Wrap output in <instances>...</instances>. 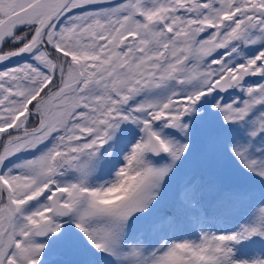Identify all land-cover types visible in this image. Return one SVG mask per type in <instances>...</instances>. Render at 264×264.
I'll return each mask as SVG.
<instances>
[{
    "label": "snow or ice",
    "instance_id": "6c2138e0",
    "mask_svg": "<svg viewBox=\"0 0 264 264\" xmlns=\"http://www.w3.org/2000/svg\"><path fill=\"white\" fill-rule=\"evenodd\" d=\"M0 264H264V0H0Z\"/></svg>",
    "mask_w": 264,
    "mask_h": 264
},
{
    "label": "rangeland",
    "instance_id": "374dc122",
    "mask_svg": "<svg viewBox=\"0 0 264 264\" xmlns=\"http://www.w3.org/2000/svg\"><path fill=\"white\" fill-rule=\"evenodd\" d=\"M216 180L220 184L230 187H239L247 183V180L244 176L235 172H230L220 175L216 177ZM209 215L210 216L212 215L211 210H209ZM237 223H242V221L240 220V218L234 215V216L226 217L223 223H213L212 225H210V227L212 228V230L215 231H225ZM249 251L251 253V250Z\"/></svg>",
    "mask_w": 264,
    "mask_h": 264
},
{
    "label": "trees",
    "instance_id": "16d2710c",
    "mask_svg": "<svg viewBox=\"0 0 264 264\" xmlns=\"http://www.w3.org/2000/svg\"><path fill=\"white\" fill-rule=\"evenodd\" d=\"M237 216L241 218L243 216V212L241 211L240 213L237 214ZM241 220H242V223H244V220L243 219H241Z\"/></svg>",
    "mask_w": 264,
    "mask_h": 264
}]
</instances>
